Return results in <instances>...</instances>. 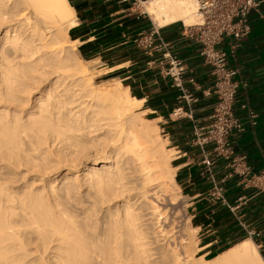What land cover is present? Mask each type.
I'll list each match as a JSON object with an SVG mask.
<instances>
[{
	"label": "bare ground",
	"instance_id": "bare-ground-1",
	"mask_svg": "<svg viewBox=\"0 0 264 264\" xmlns=\"http://www.w3.org/2000/svg\"><path fill=\"white\" fill-rule=\"evenodd\" d=\"M140 4L197 22L194 0ZM75 24L69 0H0V264H264L250 238L189 252L157 126L121 80L95 83Z\"/></svg>",
	"mask_w": 264,
	"mask_h": 264
},
{
	"label": "crops",
	"instance_id": "crops-1",
	"mask_svg": "<svg viewBox=\"0 0 264 264\" xmlns=\"http://www.w3.org/2000/svg\"><path fill=\"white\" fill-rule=\"evenodd\" d=\"M141 0H69L76 24L67 33L78 43L79 55L128 86L131 95L143 101L141 111L156 121L175 152V177L181 186L196 227L203 232L207 246H227L247 236L245 225L257 236L251 239L264 259V194L245 187L236 175H231V161L211 156L212 167H206L197 146H192L194 123L206 124L212 112L214 77L212 68L199 54V46L187 35L181 22L157 27L150 17L139 10ZM145 1V0H144ZM248 15L250 30L230 54L227 41L218 46L227 52L230 66H238L246 88L238 91L235 115L244 131L231 138L235 157L244 156L247 167L264 170V0ZM156 28L154 44L159 38L165 47L159 51L138 46L140 33ZM175 57L184 66L182 85L186 95L175 88L167 75L168 60ZM247 102L256 114L252 126L239 106ZM181 108L182 116H174ZM209 148V147H208ZM212 177L223 189L231 208L210 196ZM241 199V200H240Z\"/></svg>",
	"mask_w": 264,
	"mask_h": 264
},
{
	"label": "built area",
	"instance_id": "built-area-1",
	"mask_svg": "<svg viewBox=\"0 0 264 264\" xmlns=\"http://www.w3.org/2000/svg\"><path fill=\"white\" fill-rule=\"evenodd\" d=\"M197 8V22L195 25L186 26L187 35L199 46V54L204 62L212 68L215 79L212 94L214 102L212 112L206 124L194 123L190 144L197 146L202 154V161L206 167H212L214 160L211 156L223 157L231 161V175H236L245 187H251L264 194V170L254 171L245 164L244 156L235 157L231 148V138L244 131V126L234 113L237 103L238 91L246 88L247 83L240 75L238 66H230L228 53L218 46L228 42L230 54L237 48L239 41L248 34L250 27L248 15L256 10L259 0H194ZM157 35L156 28L140 33L136 37L138 46L151 48L156 51L165 47L163 41L154 44L153 37ZM168 60L167 75L173 86L184 94L188 101L196 102L190 95H186L182 85L184 66L180 59L165 57ZM239 108L245 112L250 125H256V114L250 109L247 102ZM174 116H182L181 108L176 109ZM209 147V148H208ZM210 196L219 200L222 205L231 208L223 195V189L212 177ZM241 200V199H240ZM242 228L250 239L257 233Z\"/></svg>",
	"mask_w": 264,
	"mask_h": 264
},
{
	"label": "rangeland",
	"instance_id": "rangeland-1",
	"mask_svg": "<svg viewBox=\"0 0 264 264\" xmlns=\"http://www.w3.org/2000/svg\"><path fill=\"white\" fill-rule=\"evenodd\" d=\"M139 10L142 11L146 15L142 6L139 7ZM77 45H78V43H76V48H77ZM77 53H78V51H77ZM85 61H86V64H87V67L89 69L90 74L92 75V77H94L95 83L103 84L106 81L111 80V77L109 75H105L106 72L96 69V66H93L92 63L88 62L87 60H85ZM106 84H109V83H106ZM140 108H141V106L136 109V112L145 118H149V117L144 116L145 113L142 112ZM152 125L157 126L160 138L162 139L166 148H168L171 165L174 167L175 165H174L173 160L175 157V152L172 149L171 144L168 142V139L164 135L165 133L162 131L161 127L158 126V123L156 121H154L152 123ZM175 180H176V184L178 185V188L174 187V188H172V191L170 192L172 195H175L174 205L171 206V208H172L171 212H172L173 220H174L176 226L183 233L184 237L187 238L186 248H188L189 252L193 251L192 253L194 254L195 258H197L200 255H206V256H208V258H211V257L215 256L216 254H218V251L223 246H217V245L216 246H207V247H204L200 252L197 253V251L199 250L198 248H202L206 243L202 237L203 232L201 230H199L198 227H196V224L194 223L193 219L191 218V215L187 212V205H186V201L184 199V195H183L181 186L178 183V180L176 177H175ZM192 228H195V231H193ZM176 249H177V247H176ZM258 251H259V249H258ZM177 252H179V251H177ZM195 253H196V255H195ZM259 253H260V251H259Z\"/></svg>",
	"mask_w": 264,
	"mask_h": 264
},
{
	"label": "trees",
	"instance_id": "trees-1",
	"mask_svg": "<svg viewBox=\"0 0 264 264\" xmlns=\"http://www.w3.org/2000/svg\"><path fill=\"white\" fill-rule=\"evenodd\" d=\"M234 244H236V243H232V244H230V245L223 246V247L218 251V253L223 252L224 250L228 249L229 247H231V246L234 245Z\"/></svg>",
	"mask_w": 264,
	"mask_h": 264
}]
</instances>
